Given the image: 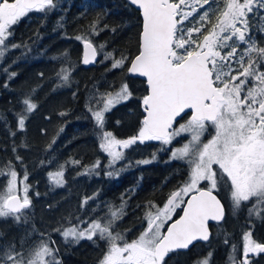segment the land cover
I'll list each match as a JSON object with an SVG mask.
<instances>
[{
	"label": "snow or ice",
	"instance_id": "1",
	"mask_svg": "<svg viewBox=\"0 0 264 264\" xmlns=\"http://www.w3.org/2000/svg\"><path fill=\"white\" fill-rule=\"evenodd\" d=\"M58 3L59 0H0V61L13 49L23 47L30 51L27 45L11 42L14 26L32 12L46 16ZM130 3L138 6L142 14L138 48L131 58L124 52L116 56L106 51L104 44L93 42L101 30L97 27L99 18L74 37H67L82 43L80 62L84 65L97 62L100 56L101 63L111 61V69L126 67L127 73L145 78L147 94L140 98L143 118L131 137L118 138L105 127V113L133 98L127 82L122 81L114 92H100L94 85L87 98L85 108L93 119L98 146L108 157L106 175H118L124 170L117 165L126 161L125 150L133 145L159 141L171 146L175 141L180 146L167 149L170 160L187 166V178L161 204L147 202L143 227L134 239H127L117 230V222L126 214L123 198L119 205H106L104 215L95 218L76 216L73 222L72 216L65 217L53 231L60 233L65 242L93 238L104 241L106 249L98 264H166L165 257L170 253L209 241L210 222L219 224L225 219L223 201L228 202L232 215L247 206L249 218L264 222V46H260L250 26L251 17L256 21V31L264 34V0H130ZM54 59L62 61L57 87H70L76 65L69 51ZM15 75L9 73L8 78ZM20 103L21 111L14 113L16 127L17 131L25 132L26 121L38 104L31 94ZM58 115L65 117L68 112L61 111ZM62 131L61 127L59 132ZM45 132L46 129H41L42 134ZM10 135L15 137L16 132L11 131ZM206 135L210 138L205 140ZM181 138L187 142L181 143ZM54 143L55 137L48 148ZM19 147L28 145L22 141ZM12 151L23 169L22 188H18L15 165L8 161L0 167V177L6 180L0 188V219L27 225L32 209L31 185L27 183L28 172L15 144ZM155 156L153 153L152 158ZM40 163L46 166L52 161ZM70 163L80 165L78 160ZM65 164L48 173L54 187L65 184ZM100 166L101 162L96 160L91 166L83 165L79 174L98 175ZM89 200H95V196L85 197L81 209ZM91 211L94 214L96 208ZM249 224L242 233L239 259L236 244H230L225 236L224 244H230L231 248L229 264H253L256 257L264 254V241L254 238V225L251 221ZM35 232L33 226L18 241L0 245V264H60L55 241L40 232L33 242ZM212 255L210 251L194 264H211Z\"/></svg>",
	"mask_w": 264,
	"mask_h": 264
},
{
	"label": "trees",
	"instance_id": "2",
	"mask_svg": "<svg viewBox=\"0 0 264 264\" xmlns=\"http://www.w3.org/2000/svg\"><path fill=\"white\" fill-rule=\"evenodd\" d=\"M97 18V27L101 30L94 37V43L104 44L105 50L114 52L116 56L121 52L130 58L136 54L142 17L140 11L128 0H59L58 7L46 16L32 12L14 26L15 34L11 42L27 45L30 51L23 47L13 49L0 61V167L12 161L19 174L18 188H22L20 180L23 169L21 163L14 159L12 151L15 144L28 172L27 183L31 185L29 195L32 199L27 225H18L11 219H0V232L3 233L0 245L7 241H18L26 232H31L34 226L36 232L32 233V241L38 240L40 232L50 235L58 249L60 264H97L99 252L96 247L102 244L100 240L65 242L60 233L53 231L64 222L65 217L72 216L75 222L76 216L83 219L104 215L102 207L108 204L119 205L122 187L137 178V175H142L143 198L135 197L129 202L134 206L142 205L146 196H155L160 191L161 174H164L161 166L155 163H131L128 166L130 169L118 175L107 176L103 162L97 169L98 175L79 174L83 171V165L91 166L102 157L93 119L85 108L94 85L105 92L116 89L124 81L131 85L136 94L126 106L118 104L105 113L106 129H114L117 136L129 134L125 128L135 126L143 116L139 104L140 98L145 95V81L130 77L126 67L111 69V61L101 63L100 56L95 65L85 67L80 62L82 43L74 38H67L79 34L80 30L86 29ZM65 50L69 51L76 67L72 73L71 86L57 87V72L62 61L54 57H59ZM5 68L7 72L4 71ZM12 72L16 75L9 79L8 74ZM27 94L32 95L38 108L26 121V131L20 132L17 131L14 113L21 111L20 101ZM128 105L132 106L130 113L126 112ZM61 111H67L68 115L60 117L58 113ZM118 120L120 124H115ZM61 127L63 131L59 132ZM136 128L139 126H135ZM41 129H46V132L42 134ZM11 131L16 132L15 137L10 135ZM53 137L55 143L49 149L48 145ZM22 141L27 143V148L19 147ZM42 160H51L52 163L42 166ZM76 160L80 161V165L70 163ZM60 164H65V184L63 187H54L49 181L48 173L56 171ZM5 183V178L0 177V188ZM108 188V203H105L104 192ZM37 192L38 196L35 195ZM90 196H95V200H89L81 209V201ZM93 208H96L94 214L91 211ZM125 213L117 222V230L128 239L140 231L144 213L137 210ZM259 230L264 237V223ZM193 253L185 252L180 264H190Z\"/></svg>",
	"mask_w": 264,
	"mask_h": 264
},
{
	"label": "flooded vegetation",
	"instance_id": "3",
	"mask_svg": "<svg viewBox=\"0 0 264 264\" xmlns=\"http://www.w3.org/2000/svg\"><path fill=\"white\" fill-rule=\"evenodd\" d=\"M261 46H264L262 43ZM146 86V83H144ZM130 87L131 91L133 92V97H136V94L131 87L130 84H128ZM147 88V86H146ZM145 88V95L147 94ZM132 100V99H130ZM123 102L121 104H124V106L129 103V101ZM118 105V104H117ZM141 107V103L139 104ZM132 106H127L126 107V112L130 113ZM142 111V108H141ZM106 115V114H105ZM143 116L137 121L135 126H140V121L142 120ZM119 121V120H118ZM115 124L117 122H114ZM120 124V122H119ZM135 126L130 127V128H125L128 130L127 135H124L120 137L121 139L131 137L135 135L138 131V129H135ZM135 129V130H134ZM115 134L114 129H106ZM124 130V131H126ZM116 135V134H115ZM185 139L181 138V143H183ZM141 144L134 145L130 150L126 151V154L129 153H134L136 154L135 156H130L126 155V161H122L117 165V167H124L125 171L126 169H130L125 167L126 163H136V161H142V160H150V163H147L145 165H150V164H157L160 165L161 171H164V174H161L162 176V183H161V188L160 191L155 195V196H146L145 197V202L142 205L139 206H134L132 202H129V200H133L135 197H142L141 194L144 191V183L142 182V175H137L135 179H133L129 184L126 186L122 187V192L120 194V197L123 198V200L126 202V208L125 211L128 210H137L140 213H144L145 208L144 206L147 204L149 201H153L156 204H161L168 196L169 192L174 190L175 187L184 179H186V173L188 171L187 166L180 161L176 160H170V151L167 150L171 147H177L180 144H177L175 141L173 142V145L171 146H164L161 144L159 141H150V142H145L142 146ZM165 149V150H162ZM155 153V159L152 158V154ZM108 161L105 162L104 166L107 164ZM105 168V167H104ZM121 171V172H123ZM105 174H106V169H105ZM109 176V175H107ZM108 194H109V188L105 190L104 192V197L106 199L105 203H108ZM143 198V197H142ZM225 202V219L224 221H221L219 224L216 222L210 224V229L212 235L210 236L209 241L206 242H197L195 247L190 248L189 250H180L177 253H170L169 256L165 257L166 264H180L182 263L181 257L185 252H194L191 255V263L194 264L195 261L200 260L204 257L207 256V254L211 251L212 252V259H211V264H229L228 261V256L231 253V248L230 244H236L237 246V253L236 257L237 259L240 258L241 253H242V233L246 231L250 224L249 221H251V224L254 225V238L260 241H264L263 233L261 230H259V227L263 225L264 222L259 221L257 219L249 218L248 216V211H247V206H242L241 209L236 213V215H232L230 206L227 201ZM250 206V205H249ZM102 211H106V206L102 207ZM60 221V220H59ZM143 227V222L141 224V229ZM140 229V230H141ZM140 231L136 235H134L130 239H134ZM229 237L230 244L225 245L224 244V239L225 236ZM88 239H82L80 240L81 242L86 241ZM91 242H95L96 239L93 238V240H90ZM106 249V244L104 241H102L101 246H97L96 250L99 252V259L97 261V264L99 260L101 259L103 252ZM253 264H264V254H261L260 256L256 257L253 261Z\"/></svg>",
	"mask_w": 264,
	"mask_h": 264
},
{
	"label": "rangeland",
	"instance_id": "4",
	"mask_svg": "<svg viewBox=\"0 0 264 264\" xmlns=\"http://www.w3.org/2000/svg\"><path fill=\"white\" fill-rule=\"evenodd\" d=\"M23 19V18H22ZM255 25H256V21H254V20H252L251 19V17H250V26H252L253 27V31L256 33V39H257V41L259 42V43H264V34H261L260 32H258V31H256V28H255ZM261 46V45H260ZM241 47H243V46H241ZM129 87V86H128ZM118 88L119 87H117L116 89H113V90H110V91H116V90H118ZM129 89H130V87H129ZM131 90V89H130ZM99 91H100V89H99ZM101 92V91H100ZM115 107V106H114ZM183 122V121H182ZM115 135V134H114ZM116 137H118V138H120L119 136H117V135H115ZM208 138H210V137H208L207 135L204 137V139L206 140V139H208ZM183 142H187L186 141V139L183 141ZM134 146V145H133ZM132 146V147H133ZM178 146H180V145H178ZM177 146V147H178ZM131 147V148H132ZM131 148H129L128 150H130ZM128 150H126V151H128ZM126 154V153H125ZM126 155H130V156H135L136 154H134V153H129V154H126ZM100 162H103V165L105 164V162L106 161H108V157H107V155L105 154V153H103L102 152V157L101 158H99L98 159ZM122 162V161H121ZM120 162V163H121ZM120 165V164H119ZM105 167V166H104ZM104 212V211H103ZM105 213V212H104Z\"/></svg>",
	"mask_w": 264,
	"mask_h": 264
},
{
	"label": "water",
	"instance_id": "5",
	"mask_svg": "<svg viewBox=\"0 0 264 264\" xmlns=\"http://www.w3.org/2000/svg\"><path fill=\"white\" fill-rule=\"evenodd\" d=\"M128 1L130 2V0H128ZM133 7H134L135 9H137L138 11H140V13H141V10L138 8V6L133 5ZM141 17H142V14H141ZM82 54H83V45H82ZM81 58H82V57H81ZM98 60H99V56L97 57V62H98ZM97 62L92 63V64H88V65H84V64H83V65H84L85 67H91V66L95 65ZM128 74H129V76L132 77V78H139V79L145 81V78H143V77H138V76L133 75V74H130V73H128ZM211 223H214V222H210V224H211ZM210 231H211V229H210Z\"/></svg>",
	"mask_w": 264,
	"mask_h": 264
}]
</instances>
